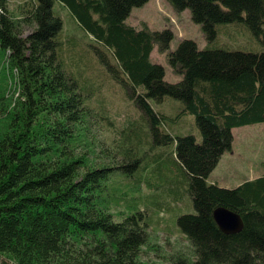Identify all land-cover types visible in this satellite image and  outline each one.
Returning a JSON list of instances; mask_svg holds the SVG:
<instances>
[{
  "label": "trees",
  "instance_id": "1",
  "mask_svg": "<svg viewBox=\"0 0 264 264\" xmlns=\"http://www.w3.org/2000/svg\"><path fill=\"white\" fill-rule=\"evenodd\" d=\"M55 1L94 39L86 47L143 114L147 131L162 136L152 144H173L182 192L163 189L147 211L142 208L138 163L150 160L142 167L150 169L158 162L139 154L145 143L132 128L122 129L117 143L110 135L111 159L131 164L94 166L91 128L114 124L91 107L94 87L67 66L64 53L73 45L59 40L62 21L54 15V0L25 2L16 17L8 0H0V264H149L142 254L158 248L151 247V233L163 223L155 213L171 210L168 199L188 197L193 213L175 219L186 244L166 252L165 264H264V174L235 188L206 181L230 152L232 129L264 125V52L207 47L216 26L231 21L244 22L261 40L264 0H166L177 11L189 10L207 43L200 49L183 39L174 51L171 30L145 24L137 30L126 22L133 8L149 0ZM24 27L30 29L26 36ZM154 47L182 76L179 82L164 81L163 67L150 61ZM166 95L195 116L200 142L160 133L166 117L148 101ZM127 168L137 171L124 174ZM150 173L149 189L154 178L156 187L161 183L158 171ZM218 207L240 217L239 232L219 231L212 217Z\"/></svg>",
  "mask_w": 264,
  "mask_h": 264
},
{
  "label": "rangeland",
  "instance_id": "2",
  "mask_svg": "<svg viewBox=\"0 0 264 264\" xmlns=\"http://www.w3.org/2000/svg\"><path fill=\"white\" fill-rule=\"evenodd\" d=\"M29 1L31 0H8L7 9L16 17L14 13H16L17 6L24 5L25 2ZM53 11L54 15L62 21L59 40L63 41L64 44L69 40L73 45L69 49L65 47L64 56L68 68L72 72L73 77L79 78V81L84 85H88V87H94L96 94L91 99V107L101 111L114 124L113 128L108 130L103 126L98 127L97 125L91 128L89 135L95 145V153L92 158L90 157L91 162L96 168L103 166L112 167L117 164L123 165L126 162L125 160V162H122L117 158L111 159L114 149L111 148L110 135H113L117 143L120 131L132 128L134 138L137 137L145 143V148H140L139 154L143 155L146 152V158L151 157L157 160L158 163L150 169L155 172L158 171L159 173L157 174L159 176L157 178L161 179L160 185L156 187L157 180L154 178L153 188L149 189L154 174L150 173L151 170L149 168L142 169V167H145L144 165H147L150 160L143 159L142 163H138V166H140L139 174L140 172L142 173L143 179L141 180L144 181V185H142V208L147 211L149 205L155 203L156 197L160 198L159 194L163 189L169 188L175 194L181 193V177L178 170L172 166V162L175 160L172 154L173 144L170 142L165 145L152 144L154 143L153 137L155 135L150 134L149 130L147 131L148 126L143 123V114L125 96L120 85H117L112 78L110 79L107 70L99 63L95 51L88 46L86 47V44L94 41V39L88 36L86 32L81 31L77 25H74L75 21L71 14L63 6L58 5V1L54 0ZM131 16L127 23L132 24L136 28L139 26L137 30L143 24L153 31L171 30L173 37L169 46L170 51H174L183 39L193 40L200 49L207 46L200 25L192 22L189 10L177 11L166 0H150L143 7L133 8ZM231 22L226 24L217 23L216 38L207 48L252 53L264 52V24L263 29L261 28L262 32L257 33L261 37V40H258L250 33L244 22ZM23 29L25 30L23 36H26L30 29L27 27ZM150 61L163 67L164 81L177 83L182 79L180 74H177L169 67L166 55L160 54L156 47L153 48ZM15 96L16 93L14 94ZM154 101H148L153 111L166 117L164 121L162 119L159 125L161 134H163V130L167 133L179 134L180 136L192 135L197 142H200L201 136L196 128L195 116L184 108L180 100L166 95L160 100ZM244 134H248L250 137L245 141H240L238 136ZM234 135L235 151L232 154L225 152V156L218 162L206 180L214 188H217V186L213 182L221 185V187L235 188L245 180L264 174V125L260 123L246 132ZM159 137L162 138L159 133H156L154 138L160 141ZM146 143H151L152 148L146 149ZM229 145L230 142L222 152L227 150ZM128 164L131 163H125V165ZM123 171L126 172H123L124 174H128L130 171H137V169L127 168ZM177 176H179L178 183L175 179ZM118 178L116 179L118 180ZM124 179L129 180L128 178ZM188 198H180L177 201L168 199L167 203H169L171 210L162 208L155 213L158 221L163 222L158 227H153L154 230L151 233V247L156 244L158 248L155 251L145 250L142 254L143 261L149 264H165L163 258L166 252L186 244L177 230L175 219L180 215L193 213L192 207H189L190 199L188 200ZM147 202L148 204H146Z\"/></svg>",
  "mask_w": 264,
  "mask_h": 264
},
{
  "label": "water",
  "instance_id": "3",
  "mask_svg": "<svg viewBox=\"0 0 264 264\" xmlns=\"http://www.w3.org/2000/svg\"><path fill=\"white\" fill-rule=\"evenodd\" d=\"M213 220L223 234H234L242 229L240 217L227 209L218 207L213 211Z\"/></svg>",
  "mask_w": 264,
  "mask_h": 264
},
{
  "label": "crops",
  "instance_id": "4",
  "mask_svg": "<svg viewBox=\"0 0 264 264\" xmlns=\"http://www.w3.org/2000/svg\"><path fill=\"white\" fill-rule=\"evenodd\" d=\"M148 2H150V0L148 1ZM147 2V3H148ZM146 3V4H147ZM145 4V5H146ZM144 6V5H143ZM142 6V7H143ZM133 12V9H132V11H131V13ZM131 13H130V15H129V17L127 18V20H130V18L132 17L131 16ZM127 20H126V22H127ZM130 24V23H129ZM132 27H135V26H133L132 24H130ZM139 26H137V28H138ZM136 28V27H135ZM153 51V50H152ZM152 53V52H151ZM150 56H151V54H150ZM253 127V125H251V126H243V127H238V128H235V129H232V135H233V140H232V147H231V150H230V154H232L234 151H235V135L234 134H236V133H241V132H246L247 130H249L250 128H252ZM239 137V140L240 141H242V140H246L247 138H249L250 137V135H248V134H244V135H240V136H238ZM225 155L223 154L222 155V157L220 158V161H221V159L224 157ZM214 184L216 183V182H213ZM217 184V183H216ZM215 184V185H216ZM218 186H221V185H219V184H217ZM237 185V184H236Z\"/></svg>",
  "mask_w": 264,
  "mask_h": 264
}]
</instances>
